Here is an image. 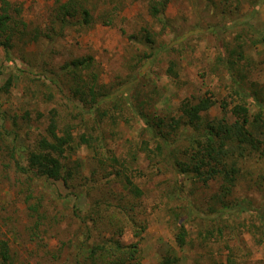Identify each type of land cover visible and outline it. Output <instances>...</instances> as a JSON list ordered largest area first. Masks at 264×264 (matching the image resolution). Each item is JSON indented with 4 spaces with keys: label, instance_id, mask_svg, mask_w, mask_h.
<instances>
[{
    "label": "rangeland",
    "instance_id": "374dc122",
    "mask_svg": "<svg viewBox=\"0 0 264 264\" xmlns=\"http://www.w3.org/2000/svg\"><path fill=\"white\" fill-rule=\"evenodd\" d=\"M65 1L8 0V14L28 33L8 51L0 45V241L10 263L91 264L93 244L105 241L136 245L126 264H164L167 256L173 264H264L256 212L224 209L243 201L264 208L262 135L253 131L255 148L229 149L232 181L204 182L177 176L173 162L150 153L155 144L136 115L155 130L163 119L159 129L180 162L189 155L184 137L199 135L185 120L169 125L185 101L215 102L200 127L232 123L237 105L251 120L258 112L251 100L264 102V2L81 0L90 22L76 15L53 35L55 7ZM164 1L168 26L148 9ZM32 31L40 37L32 40ZM78 58L88 67L74 76L67 65ZM233 79L249 97L235 92ZM50 120L58 137H71L59 157L65 180L29 168L39 140H51Z\"/></svg>",
    "mask_w": 264,
    "mask_h": 264
},
{
    "label": "trees",
    "instance_id": "16d2710c",
    "mask_svg": "<svg viewBox=\"0 0 264 264\" xmlns=\"http://www.w3.org/2000/svg\"><path fill=\"white\" fill-rule=\"evenodd\" d=\"M164 3H161V8L155 4H149L148 9L152 17H154L161 25H167L163 15ZM260 2H264L261 0ZM256 4L254 7H257ZM160 5V3H158ZM9 2L8 0H0V45L5 51H8L11 46L17 40L22 39L28 35L25 31L26 25L22 21H17L10 14H8ZM79 15L83 23H89L91 16L87 8L83 6L81 0H66L65 2H57L55 7V18L52 19L53 23H58L59 29L54 31L52 29L51 34H55L57 31H63L67 24L71 23L70 20H74ZM52 22V21H51ZM264 32V29L262 30ZM39 32L32 31L31 38L36 39ZM40 37V35H39ZM146 41L149 43V49L152 48L149 37ZM88 67L87 61L84 59H74L67 65V69L71 72V75L76 76L78 71ZM170 70V69H169ZM234 90L242 97H249V94H245L242 89V85L239 81L233 79ZM91 96L94 95L92 87L88 90ZM253 106L258 110L252 119L251 114L248 112V108L242 105H237L233 108L232 113L236 117L235 120L227 124L224 119L216 121V123H205L201 125V114L207 112L214 104L210 97H203L197 103L191 104L185 101L180 106L182 112L181 119L171 118L169 125L175 126V130L178 128L180 120H185L190 126H199L198 136L194 135L185 136L188 147V161L180 162L172 158L170 154L171 144L167 138H165L162 131L159 129L163 124V119H158L154 124L158 130H155L153 126L149 125L144 117L136 112L141 124L145 126L144 130H147L150 139L154 142L155 147L150 150V153L154 151L159 152L160 155H164L163 159L168 162H173L174 173L177 176L188 177L189 173H193L204 182L213 179L216 176H221L225 182L232 181L236 174L234 163H228L230 158V150L235 147L250 146L255 148L257 141L254 139L253 131L264 138V122L261 121L262 115L264 116V102L255 99L251 100ZM184 118V119H183ZM173 129V128H172ZM48 136L51 139L41 138L38 143V148L41 152L31 153L28 157L29 168H37V174L45 179L52 180H65L62 172V165L59 157L62 156L66 147L70 146V134L65 132L64 135L58 137L56 134L55 121L50 120L47 127ZM146 145V143H144ZM230 149V150H229ZM56 153L57 156L53 154ZM164 153V154H163ZM138 194V193H136ZM225 210H235L248 212H256L261 226L264 227V208H256L251 210L248 202H238L230 207H224ZM234 211V212H235ZM175 241L178 246L185 244V231L180 230L175 235ZM122 246L116 243L113 247L107 246V242L103 241L101 244H93V248L88 253V259L91 264H126L128 261L133 260L137 253L136 245L129 248H121ZM126 248V249H125ZM117 251V252H116ZM176 259L167 256L163 261L164 264H173ZM11 253L8 243L6 241H0V264H12ZM76 264L77 261H75Z\"/></svg>",
    "mask_w": 264,
    "mask_h": 264
}]
</instances>
